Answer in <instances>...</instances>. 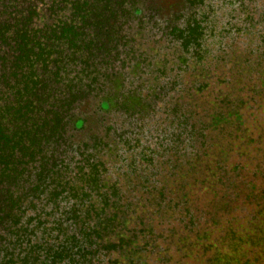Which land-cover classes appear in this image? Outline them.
<instances>
[{
  "label": "rangeland",
  "instance_id": "1",
  "mask_svg": "<svg viewBox=\"0 0 264 264\" xmlns=\"http://www.w3.org/2000/svg\"><path fill=\"white\" fill-rule=\"evenodd\" d=\"M132 2L139 16L118 34L103 33L110 55L100 50L99 87L121 105L84 108L65 144L46 145L80 193L91 153L119 192L118 232L105 243L84 241V264H264V0ZM189 27L199 30L196 47L175 32ZM9 66L0 69L3 92ZM36 164L0 185V202L10 190L21 196L20 223L42 251L62 238L51 227H67L75 199H60L58 210L33 203ZM11 231L0 226L5 254L30 239ZM110 240L116 247H105Z\"/></svg>",
  "mask_w": 264,
  "mask_h": 264
},
{
  "label": "trees",
  "instance_id": "2",
  "mask_svg": "<svg viewBox=\"0 0 264 264\" xmlns=\"http://www.w3.org/2000/svg\"><path fill=\"white\" fill-rule=\"evenodd\" d=\"M132 1L0 0V69L9 62L12 72L9 90H0V185L17 183L38 162L30 190L33 203L38 199L58 210L60 199H75L67 227L62 223L51 227L58 228L62 238L40 251L43 242L32 241V233L20 223L25 213L21 196L14 197L10 190L0 202V226L9 223L12 236L22 232L30 239L17 254L0 249V264H28L32 255L33 264H84L88 254L84 241L105 243L104 237L118 232L119 192L105 182L103 159L95 158L96 153L83 158L79 173L87 186L80 193L74 175L64 169L66 163L49 157L46 145H59L84 108L121 105L120 96L99 87L100 50L110 55L103 33L118 34L123 23L139 16ZM8 7L14 10L8 12ZM110 20L111 27L106 26ZM175 32L184 47L198 46V28ZM101 145L100 140L96 147ZM105 247L116 245L110 240Z\"/></svg>",
  "mask_w": 264,
  "mask_h": 264
}]
</instances>
